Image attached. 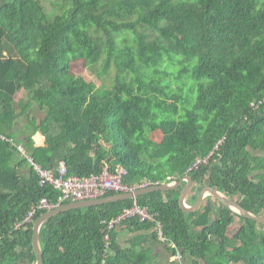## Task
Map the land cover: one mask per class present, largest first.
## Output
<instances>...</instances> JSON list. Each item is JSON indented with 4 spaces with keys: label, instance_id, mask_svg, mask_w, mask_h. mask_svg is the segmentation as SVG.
<instances>
[{
    "label": "trees",
    "instance_id": "obj_1",
    "mask_svg": "<svg viewBox=\"0 0 264 264\" xmlns=\"http://www.w3.org/2000/svg\"><path fill=\"white\" fill-rule=\"evenodd\" d=\"M44 2L0 0L2 137L23 145L45 169L64 162L70 176L123 167L131 187L181 180L198 158L214 153L190 173L192 180L264 215V107L251 110L264 99V0H54L55 17ZM77 59L100 66L99 76L115 67L114 87L73 75ZM23 93L27 100L19 102ZM162 114L176 118L154 124L163 134L155 141L146 123ZM39 133L45 146L36 144ZM184 187L136 199L161 225L174 256L192 264H264L258 231L264 225L214 198L185 214ZM58 199L18 148L0 138V264L38 263L34 228L50 212L17 225L43 200ZM133 206L127 201L54 217L41 229L44 264H149L145 251L116 242L126 225L151 230L159 240L156 225L137 219L116 227L107 255L105 223ZM238 219L243 225L233 232Z\"/></svg>",
    "mask_w": 264,
    "mask_h": 264
},
{
    "label": "built area",
    "instance_id": "obj_2",
    "mask_svg": "<svg viewBox=\"0 0 264 264\" xmlns=\"http://www.w3.org/2000/svg\"><path fill=\"white\" fill-rule=\"evenodd\" d=\"M264 107V99L257 100L251 103V110L259 112ZM1 139L13 143L19 150V154L22 158H26L35 171L39 174L42 186L51 185L58 193L59 199L56 204H51L48 200H43L40 205L28 216L25 222L17 225V229L22 228L25 224L33 223L36 215L39 212H52L65 206L67 204H79L85 202L96 201L99 199L107 198L110 193H117V195H126L140 189H147L153 186L160 185V183H153L151 181H144L139 185L128 186L124 183V178L127 174L123 167H118L115 172L106 168L104 172L99 175H91L87 178H79L77 176H70L67 166L64 162H60L59 166L55 170L45 169L38 164L33 157H31L28 150L23 145H18L13 139H8L0 136ZM225 140H222L216 149H219L223 145ZM212 153L205 158H198L192 166L187 169L186 176H190V173L194 170H199L203 166L208 165L211 161ZM180 180L177 178H169L163 184L175 185ZM131 219H137L140 223L150 222L156 225V232L159 239L162 242H166L161 230V225L156 222L155 218L149 214L146 209H141L137 205V201L134 200V206L130 210H126L123 214L110 223H105V240L107 242V255L111 254V246L113 245V233L116 227L122 225L123 222ZM177 260L183 259V256L179 253L176 256ZM106 264V262H104Z\"/></svg>",
    "mask_w": 264,
    "mask_h": 264
},
{
    "label": "water",
    "instance_id": "obj_3",
    "mask_svg": "<svg viewBox=\"0 0 264 264\" xmlns=\"http://www.w3.org/2000/svg\"><path fill=\"white\" fill-rule=\"evenodd\" d=\"M184 185L185 187L182 191V195L180 198V206L185 214L197 213L199 210L203 208V205L208 198H214L220 201L222 204H224L226 208L232 210L233 212L237 213L241 217L247 220H252L258 223L259 225H264V215L259 218L255 217L251 213L244 210L238 202L227 198L225 195H223V193H221L217 189L211 186L205 185L204 182H202L198 186V183L194 182L190 176H185L175 185L161 184V185L153 186L147 189H140V190H136L131 193H126V195H117V196H113L110 198L99 199V200L91 201V202L65 205L57 210H54L48 213L36 223L35 228H34L35 234H34L33 244H34V249H35V252L38 258L37 264H44V252L41 246V229L45 223L49 222L54 217L60 214L69 212V211L83 210V209H88V208H95V207H101V206H106V205L123 203L127 201H134L139 197L150 195V193L176 190V189L183 187ZM199 187H201V189H199L196 202L193 204V206L187 207L186 199L189 198L191 196V193L194 190H197Z\"/></svg>",
    "mask_w": 264,
    "mask_h": 264
},
{
    "label": "rangeland",
    "instance_id": "obj_4",
    "mask_svg": "<svg viewBox=\"0 0 264 264\" xmlns=\"http://www.w3.org/2000/svg\"><path fill=\"white\" fill-rule=\"evenodd\" d=\"M52 2H54V0H45L44 6L48 10L50 16L55 17L58 14V11L53 7ZM71 71H72L73 75H75L77 77H83L87 81L93 82L97 88L111 89L114 87L115 82H116V78H117V70L115 67L111 70V72L109 74L99 76L100 66H95L93 68H90L89 66H87L86 62L82 59L74 60L71 63ZM170 80L173 81V77ZM175 87L178 88L179 86H175ZM20 100L21 101L27 100V95L24 96V93L20 94L18 96V101L20 102ZM19 105L20 104L17 105L18 108H19ZM40 115H41V117L44 116V114H40ZM173 118H176V117L172 114H162L158 118H153V119L148 120L146 123L147 136L149 138L155 140V141H160L162 139L163 134H162V132H160L159 130L154 128V124L158 121L170 120ZM41 134H38V135H41ZM38 135L35 137V141H36L37 146H44L46 144V140L44 138L45 136L42 134V136H44L43 141L44 140L45 141L39 142ZM28 171H29V167L25 166L23 168V174H27ZM196 193L197 192H195V195L193 196V198L196 196ZM190 199H191V196L186 199L187 207H191V205H192ZM205 205H206V203H204L203 208L205 207ZM242 225L243 224L241 223V220L238 219L236 224H235V227L233 228L232 231L233 232L238 231L242 227ZM258 231L264 233V228L259 227ZM185 260L186 259L183 258V259H180L178 261L185 262Z\"/></svg>",
    "mask_w": 264,
    "mask_h": 264
},
{
    "label": "crops",
    "instance_id": "obj_5",
    "mask_svg": "<svg viewBox=\"0 0 264 264\" xmlns=\"http://www.w3.org/2000/svg\"><path fill=\"white\" fill-rule=\"evenodd\" d=\"M44 138L46 140V137ZM195 192L196 190L191 193V199H193ZM150 233L151 230L132 232L130 227L126 225L117 233L116 242L119 243V246L122 248H135L138 250L137 252L145 251L146 254L151 257L149 264H192V258H184L186 259L185 262L178 261L176 256L170 252L167 244L160 239H155L152 235L150 236Z\"/></svg>",
    "mask_w": 264,
    "mask_h": 264
},
{
    "label": "bare ground",
    "instance_id": "obj_6",
    "mask_svg": "<svg viewBox=\"0 0 264 264\" xmlns=\"http://www.w3.org/2000/svg\"><path fill=\"white\" fill-rule=\"evenodd\" d=\"M38 139H39V142H42V141H43V136H42V135H38ZM44 141H45V140H44ZM44 141H43V142H44ZM39 142H38V143H39Z\"/></svg>",
    "mask_w": 264,
    "mask_h": 264
},
{
    "label": "flooded vegetation",
    "instance_id": "obj_7",
    "mask_svg": "<svg viewBox=\"0 0 264 264\" xmlns=\"http://www.w3.org/2000/svg\"><path fill=\"white\" fill-rule=\"evenodd\" d=\"M198 186H199V184H198ZM197 190H198V189H197ZM197 190H196V191H197Z\"/></svg>",
    "mask_w": 264,
    "mask_h": 264
}]
</instances>
